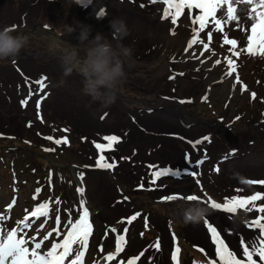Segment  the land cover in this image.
I'll return each instance as SVG.
<instances>
[{
    "label": "rangeland",
    "instance_id": "rangeland-1",
    "mask_svg": "<svg viewBox=\"0 0 264 264\" xmlns=\"http://www.w3.org/2000/svg\"><path fill=\"white\" fill-rule=\"evenodd\" d=\"M62 1L68 3L67 9H64L56 0H1L0 25L3 26L5 22L11 20L7 18L12 16V10L21 16L24 15L27 26L20 29L28 37V43L23 52H34L42 48L48 58L45 62H38L35 59V63L28 64L24 58L23 64L24 67L27 66L30 69H43L41 71L48 73L52 79L53 89L59 92L55 97L50 95L48 102L44 103V108L49 109L45 110L44 120L47 122L56 120L61 124L70 125L72 129L61 128L62 135L58 139L62 141L66 139V143L56 144L55 141L58 139L52 137V140L47 139L46 148L55 151L64 150L59 157L70 162V165L71 163L75 164L76 160L80 163L96 164L99 156L103 155L106 161L115 164L111 170H117V181L124 187L125 198L119 199L121 196L117 193L118 188H115L113 178L107 174L104 175L101 172L97 174L91 169L77 171L76 168L69 166L70 173L73 174V171L76 173L80 181V188L84 189L82 196L85 202L91 207V211L94 210V218H98L101 223L99 236L91 235L89 237L84 261L87 264H126L130 258L138 257L136 264H196L194 252L200 254L206 264H208L209 256L218 261V258L214 256L216 255V245L213 247L204 245L206 244L204 241L206 234L201 224L186 225L182 221V212L187 206L183 204V199L177 193L179 179L187 178L190 172H195L194 178L188 179H203L209 186L212 184L223 185L225 182L228 189L230 183L232 185L237 183L241 173L239 167L233 171L230 170L231 163L243 160L244 156L240 154L264 153V139L250 146L248 145L250 140L247 137V133H254L255 136L258 131H261V126H264V123L258 121L259 115L256 112L257 107L261 105L263 107L264 103V58L260 56L258 61H253L252 63L258 62V66L255 65V69L249 73L250 65L244 64L242 67H236V71L228 75L227 73L230 71L228 65L224 68L222 63L215 64V61L219 60L216 54L221 50L220 44L205 42L209 43V49L206 51L202 44L198 48L192 47L185 51L188 43L184 42L187 33L183 28H179V32L175 36H167L165 30L157 31L152 21L139 16L136 12V14L128 12L130 8L133 11L136 9V5L130 3V0L124 2L121 0H91L84 6L83 4L87 0ZM101 7L104 8L107 15L106 18L97 20L95 14ZM143 13L145 14V10ZM114 17H122L126 21L129 35L123 39L122 43L132 50L131 56L122 57L125 78L121 88L123 96L119 94L120 100L127 103V106L140 110L143 106H141L140 100L135 99L138 97L139 99L144 98L148 105L156 106L162 103L177 107L178 105L174 104L175 101H166L161 96L164 94L179 96L191 93L195 101L198 98L205 99L206 97L208 99L210 96L211 101L207 109L199 112V106L195 102L186 104L184 108L180 107L183 111L180 116L185 119V123H190L195 117L202 120H216L218 117L226 121L230 118L231 111L232 116L234 113L242 115L241 119L245 123L243 126L251 128V130H244L245 133H241L240 138L238 135L228 133L224 128H219L218 141L220 150L226 151L228 147H246V152L232 151L226 158L222 155L216 156V161L211 162L209 167L204 164L197 166L195 162L199 160V152H191L188 148L182 150L185 147L184 144L170 137L161 136L159 133L178 132L192 138L203 132H208L204 126L186 131L178 128L171 121L143 112L136 115L133 123L121 113L108 114L105 118L103 117L104 119L99 120L98 114L104 111L101 102L94 101L90 96L82 93L74 76L72 79L65 80V83H60L61 52L76 47L79 49L80 56H84V45H80L76 38L79 31L78 24L90 25L91 35L94 36L95 31H98L115 47L116 41L113 39L108 24ZM4 18L7 20H3ZM42 24H44L43 27ZM243 24L247 25L248 23L244 21ZM69 26L76 27L77 31L69 34L67 31ZM50 35L54 38L58 36L60 39L68 40V45L63 43V50H60L59 45L52 44ZM201 52L204 54L201 55ZM235 57L239 62L246 63L244 62L246 59L244 52ZM172 59H176L178 62L176 65L180 69L178 76H175L172 70H164ZM9 60L10 58L0 60V62ZM56 60L60 62L58 63ZM253 76L261 79H256ZM7 77L13 78L14 75L4 71L0 72V128L2 129L0 132L22 133L26 130L24 121L21 122L22 119L33 117V126L41 123V117L38 115L40 106L37 105L40 96L30 94L29 97H21V101H26L27 106L34 111V116H30V110L29 115H26L25 111L19 109L17 105L18 91L10 87ZM169 77H174V79H169ZM237 77H239L238 83ZM233 83H236L237 86L233 87ZM224 84L227 86L222 87ZM242 86L246 87L245 91L240 90ZM153 88L158 89L151 91ZM182 89H185L187 94L182 93ZM253 92L256 93L255 99L251 97ZM222 102L218 112L216 104ZM54 108H59L60 117L59 112ZM185 112L190 115H186ZM9 124L11 125L8 127ZM44 131L48 132V128ZM109 135L120 137V141L114 144L112 150L101 152L95 147V144L99 143L98 140L100 143H107L103 138ZM16 136L18 138L22 136L34 138L36 133L30 130L23 135ZM10 141L0 140V145ZM71 141H73L72 146L69 145ZM23 149V147L17 149L0 147V195L5 198L10 197L14 192V186L21 185L17 193L23 203L17 204L15 208L22 214L28 212L33 206L47 202L49 215L40 217L26 231L34 235L36 241H39L42 239L44 230L47 234L53 229H58V232L52 233L57 237L63 230L70 227V223L74 222L78 214L79 206L73 196V189L78 184L73 182L68 187L63 170L51 169L50 165H45L46 161L42 155L24 153ZM234 154L236 155L233 156ZM55 159L49 160L55 167H59L60 161ZM156 162H160L162 167L157 166L155 170L169 168L171 172H179V175L173 176L170 172L168 176L163 177V185L153 184L152 170L146 167L153 166ZM255 164L258 163H253L250 166L259 167ZM216 168L219 171H214ZM186 169L187 171H185ZM201 171L208 176L204 177ZM84 180L85 183H83ZM5 186H7L6 191L3 190ZM37 189L40 191L37 192ZM212 193L218 194V190ZM164 194L167 196L178 195L173 200L162 199L159 203L154 201L156 197H161ZM129 198H132L133 204L131 205L127 204ZM0 209H5L4 203H1ZM136 213L140 215L129 222L128 216ZM22 214L19 216L14 214L12 223V220L8 221L11 215L7 214L6 227L10 229L16 226ZM57 215L60 217L59 225L56 222ZM172 218L176 223L177 234L174 229L168 228V221L173 225ZM45 221H47L46 229L41 230L40 224ZM216 223L221 239L225 241L230 250L237 254L238 258H242L241 241H250L258 235L255 228H252L250 236L249 230L245 231L242 227L223 228L220 222ZM112 229H116V231L113 232ZM150 231L152 234L156 233L155 231L158 232L155 236L150 234L152 237L149 239ZM234 233L235 240L232 238ZM119 235L125 236L124 250L117 254L112 261H107L105 257L108 253L115 251L116 245L113 244ZM176 235L177 237H175ZM175 239H177V244L174 243ZM158 240L160 247L156 249L154 245ZM47 244H51V240H48ZM177 248H179L177 260L173 261L171 253ZM203 250L209 256L204 255Z\"/></svg>",
    "mask_w": 264,
    "mask_h": 264
},
{
    "label": "snow or ice",
    "instance_id": "snow-or-ice-1",
    "mask_svg": "<svg viewBox=\"0 0 264 264\" xmlns=\"http://www.w3.org/2000/svg\"><path fill=\"white\" fill-rule=\"evenodd\" d=\"M149 3H159L163 6L161 19L170 21V25H177L179 18L182 16L189 18L193 25H198V27L192 28V37L188 41L185 51H188V49L197 44H202L203 49L205 51L208 50L209 43H205L201 39V34L211 25L212 30L207 31V39L209 42L212 40L213 32L223 33V42L226 45H231L229 51L232 52L233 56L238 57L242 52H246L250 55H259L264 58V0H149ZM141 6L143 7V5ZM240 6L243 7L241 8ZM185 9H187V12H185ZM194 10H199L198 14H193ZM103 12L105 10L101 7L97 13ZM245 20L249 22L247 25L243 24ZM230 22H235L238 28L248 33L246 46L240 48L239 51H236L238 41L234 38L230 39L227 33L224 32V25ZM15 27V25L12 26V28ZM203 54L204 52H201V55ZM226 59L230 68L227 74L231 75L236 71V61L231 58ZM215 64L219 65L221 61L216 60ZM169 79H174V77H169ZM42 80L43 78H41V81H37L40 88L44 87ZM236 81L237 83L239 82V77L236 78ZM236 86L237 84L233 83V87ZM240 90L245 91L246 87L242 86ZM251 97L255 99L256 93H251ZM22 103H26V101ZM37 105H39V101H37ZM47 139L52 140L53 138L47 137ZM103 139L107 143L95 144V147L101 152L104 150H112L114 144L120 141V137L115 135L105 136ZM208 139L209 137L207 136L203 137L205 141ZM62 142L66 143L67 141L66 139L63 141L59 139L55 141L56 144ZM195 143L199 144L201 141L197 140ZM203 162L204 160L201 159L195 163L199 166ZM95 166L101 169H112L115 167V164L108 163L105 157L100 155ZM214 171H219V169L216 168ZM170 172L171 170L169 168H159L153 171L152 183L155 184L156 180L168 176ZM189 174L196 175L195 172H190ZM171 175L177 176L179 172H171ZM197 183L199 184L198 180ZM244 183L249 185H264V180H246ZM36 191L39 192L40 190L37 189ZM78 192L83 194L84 189L78 188ZM177 195H169L163 199L173 200L177 198ZM185 198L189 201L200 200V197L197 195H187ZM258 200H264V193L256 192L247 197L234 195L231 198L226 197L222 203L208 197L207 204L212 209L222 210L226 213H236L238 209L249 212L256 210L259 213H264V203L257 205L255 202ZM15 202L13 200L5 207L4 211H0V264H84L85 252L89 245V237L93 234V225L89 219L90 210L85 206L83 199L80 201L82 211L79 213L78 218L70 223V227L63 236V239L59 242H51L50 247L47 249H43L42 247L44 242L49 240L53 232H58V229H53L48 232L39 241H36V237L26 230L32 226L34 219L49 215L48 203H40L33 211L28 212L22 219L17 221L16 226L8 229L5 221L8 218V212L11 211ZM249 205L251 206L249 207ZM139 215V213H136L130 217L129 222L135 220ZM56 222L59 225V215L56 217ZM204 223L208 232L211 234L212 241L216 245L215 254L218 258V261L213 260L210 264H264V215L256 217L250 223V227L258 229L259 231L257 237H254L252 240L241 241L242 258H238L237 254L229 249L225 241L221 239L220 233L207 219L204 220ZM112 231L115 232L116 229H112ZM125 232H127V229H125ZM124 244L125 236H117L115 251L108 253L105 259L112 261L117 254L124 250ZM154 247L159 249V240ZM178 252L179 248L171 253V259L173 261L177 260ZM135 259H138V257L130 258L127 264H135Z\"/></svg>",
    "mask_w": 264,
    "mask_h": 264
},
{
    "label": "clouds",
    "instance_id": "clouds-1",
    "mask_svg": "<svg viewBox=\"0 0 264 264\" xmlns=\"http://www.w3.org/2000/svg\"><path fill=\"white\" fill-rule=\"evenodd\" d=\"M106 12L96 13L95 18H106ZM115 47L108 42L100 32L93 36L90 25L79 23L77 40L84 45V56L80 57L79 49L73 47L64 51L61 56L63 75L69 76L78 70L83 76V92L94 101H100L105 106L114 103L116 90L125 78L124 60L132 54L131 48L122 41L129 35L126 21L122 17H114L109 22ZM69 34L76 32L77 28L69 26ZM28 43V37L18 33L12 27L0 28V60L16 57ZM209 207L196 203L185 208L182 212L184 224L196 225L209 215Z\"/></svg>",
    "mask_w": 264,
    "mask_h": 264
},
{
    "label": "bare ground",
    "instance_id": "bare-ground-1",
    "mask_svg": "<svg viewBox=\"0 0 264 264\" xmlns=\"http://www.w3.org/2000/svg\"><path fill=\"white\" fill-rule=\"evenodd\" d=\"M98 1H103V0H98ZM99 4V3H98ZM210 77V76H209ZM227 85L224 84L222 87H226ZM217 88V86H216ZM218 92V90H217ZM174 108H166L164 109L163 111H161L162 114L165 115V117H168V118H175L176 115H177V111L176 110H173ZM173 124V123H171ZM253 163H258V164H255V166H259V167H255L256 169H259V170H262L264 171V157H258L256 159H253V160H249V161H246V164L248 165H251ZM99 229V226H97V230Z\"/></svg>",
    "mask_w": 264,
    "mask_h": 264
}]
</instances>
